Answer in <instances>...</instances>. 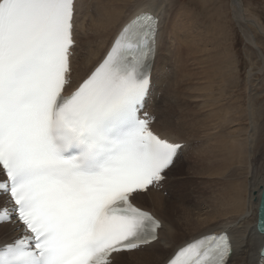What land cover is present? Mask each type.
<instances>
[{"label":"snow or ice","instance_id":"obj_1","mask_svg":"<svg viewBox=\"0 0 264 264\" xmlns=\"http://www.w3.org/2000/svg\"><path fill=\"white\" fill-rule=\"evenodd\" d=\"M154 7L77 79L76 0H0V264H126L166 242L161 220L134 203L186 147L146 110L167 0ZM229 11L239 35L243 5ZM249 205L257 236L206 232L163 264H264V182Z\"/></svg>","mask_w":264,"mask_h":264},{"label":"bare ground","instance_id":"obj_2","mask_svg":"<svg viewBox=\"0 0 264 264\" xmlns=\"http://www.w3.org/2000/svg\"><path fill=\"white\" fill-rule=\"evenodd\" d=\"M237 2L241 3L240 0ZM155 3L156 0H76L75 21L77 36L81 45L78 51L81 55L79 60L74 61V77L78 79L87 68L102 59L121 28L136 14L140 12L155 13L157 11L154 7ZM167 4V14L161 21V37L165 31L169 41L166 44L163 42L165 36L162 37L163 51L155 63L153 70L154 86L146 110L151 112V108L156 107L157 112H160L158 115L151 112L156 117L154 124L159 121L157 127L154 128L153 124L154 131L162 136L178 140L186 146L182 154L185 153V157L188 153L190 154L186 160L184 159L185 161L183 160L184 162L182 161V164H189V161L194 158L198 149V144L194 143H198V140L202 139L203 131L202 137H206L207 140L209 138L210 141L211 137L220 140L218 143L213 142L210 149L206 151H210L209 154L213 151L215 153L213 157L209 156L208 153L203 157L198 155L191 162L192 165H189L193 167L198 163L196 168H201L210 178L207 189L213 187L215 194L212 196V201H209L211 203L210 210L207 213L204 212V215L198 214L197 218H193L190 212L182 210L183 206L177 204L180 203L185 206V204L192 202V200L187 199L189 194H183L178 189L179 186L183 185L180 181L181 176L170 180L171 183L168 185L166 179L160 189H150L148 192L138 195L134 203L150 211L161 220L164 225L161 237L162 239L166 238V242L152 249L127 254L126 256H129L130 259L122 258L126 264H163L165 256L173 247L183 245L206 232H220L224 229L239 231L243 228H249L251 236L258 235L251 228L255 217L246 218V213L250 207V188L254 194H258L259 185L264 182V161L259 162L261 155L258 157L254 150L257 143L253 138L256 125L252 126L251 135L246 138H239L241 136L239 133L237 138L232 139V145L228 146L229 140H225V124L219 120V114H225L222 110L224 106H215L207 97L202 99L203 106L210 103L209 106L205 107L207 114L210 115L206 121H201L196 112L189 110L193 102L197 101L196 98H199L196 91L205 90L209 87L205 83L206 86L202 85L203 88H201L200 83L197 84L196 81H201L205 76L208 79L207 82L211 84L212 80H209L214 76H211L210 71L212 70V73L217 72V68L211 65L210 59L213 58L210 53L215 48H213L212 43L214 39L209 27L205 25L204 21L203 26L199 24L196 20L198 18L192 11L179 5L176 0H167ZM245 14L247 13L244 11L243 16L240 17L241 21L246 22L245 26L248 28L251 25L263 33L264 31L256 18L252 21V18L247 19ZM240 24L242 26V23ZM180 42L184 51L191 53L189 69L181 58ZM216 55L218 56V53ZM202 61L204 73L201 66ZM168 63L172 66L177 64L179 67L176 80L171 68L166 67ZM159 68L161 73L158 71ZM197 69L202 70L199 72ZM195 70L198 71L199 75L193 73ZM172 85L174 87L173 92L167 97V94H163L164 90L167 87L169 90ZM156 91H161L159 99L155 97ZM163 100H166V105L169 104L168 107L162 106ZM175 105H177V109L186 113L182 114L180 110L174 112L172 106ZM181 105H184L183 109L180 107ZM170 114H173V118L170 117ZM216 118L215 127H213L214 123L212 126L208 125L211 120L216 121ZM164 124L168 125L170 130L159 128V125ZM192 150L194 154L191 153ZM178 162L179 159L176 163ZM227 170L228 173H226ZM164 192L168 193L167 198L163 197ZM3 238H5L3 231L0 230V240Z\"/></svg>","mask_w":264,"mask_h":264},{"label":"rangeland","instance_id":"obj_3","mask_svg":"<svg viewBox=\"0 0 264 264\" xmlns=\"http://www.w3.org/2000/svg\"><path fill=\"white\" fill-rule=\"evenodd\" d=\"M176 2L184 8H187V10L192 11L195 17L198 18L196 19L198 20L197 22L202 26L204 21L205 25L209 27V31L214 39V41H212L213 48L215 47L210 53L213 58L210 59L211 65H214V67L217 68V72L214 71V73H212V70L210 71L211 76H214L209 80H212L211 84L207 82L208 79H206L205 76H203L201 81H196L197 84L200 83L201 88L206 85L209 87L205 90L199 89L196 91L197 96H199V98L201 97V99L197 97V101H195L197 104L193 102L189 110L196 112V115L198 114L197 116H199L198 119L201 118V121H206L210 118V115L207 114L205 107L209 106L210 103L203 106L202 99L207 97L211 100V103H214L215 106H224L222 110L225 114L220 113L219 120L222 124H225V140H229L228 146L232 145V139L234 137L237 138L240 134L241 136H239V138H246L248 135H251L253 130L252 126L256 125V131L253 134V138L255 139V143H257L256 146H254V150L258 154V157L261 155L259 162L264 161V0H240L244 11L247 13L245 14V17L247 19H250L251 17L252 21L256 18V21L263 29V33H260L259 30L251 25L247 28L245 26L246 22L241 21L242 26L239 27V35L237 33V26L234 23L233 17L229 11V4L231 3V0H176ZM163 33V36H165H162L163 42L168 44L169 40L168 37H166L167 32L164 31ZM180 51L181 58L185 61L188 68L191 62V53L190 51H184L181 42ZM217 53L218 56L216 55ZM201 66L204 73L203 61ZM166 67L171 68L174 72L176 80L179 72L178 65L175 64V66H172L168 63ZM197 70L193 71V73L199 75V70ZM201 70L202 69H200L199 72H201ZM158 71L161 73L160 68ZM157 74L158 72L156 75ZM200 85H198L199 88ZM156 89L157 87L155 90ZM173 89V85L169 88V90L167 87L163 94H167L168 97L172 94ZM177 89L179 90V87H177ZM155 97L159 99L161 97V91H156ZM162 103V106L165 107L167 102L166 100H163ZM166 106L168 107L169 104ZM176 107L177 105L172 106V110L174 112L180 110ZM180 107L183 109L184 105H181ZM157 110L158 109L156 107L151 108V112L156 115H158V113L160 114ZM181 113L185 114L186 112L181 111ZM170 115V117L173 118V114ZM212 123H214V125ZM158 124L159 121L154 124V128L157 127ZM216 124L217 118L216 121L211 120L208 123V125H213V127H215ZM159 128L163 130H170L169 126L166 124L159 125ZM203 134L204 131L201 135L202 139L198 140V143H194L198 144V149L195 154L193 150L191 151V153L194 154V158L198 157V155L202 157L204 155L206 156V153L213 157V154H215L213 151L211 154H209L210 151H206L210 149L213 142L216 141L218 143L220 141L215 137H211L209 141V138L207 140L206 137H202ZM225 153L227 154L226 151ZM184 154H181L179 162L176 163L175 168L168 174L166 182L168 185L171 183L170 180L174 178L176 179L180 176L182 177L180 181L183 185L179 186L178 189L181 190L183 194H189L187 195V199L192 200V202H189L190 204H185V206L180 203L177 204L183 206L182 210L190 212L193 218H197L198 214L204 215V212L207 213L210 210L211 203H209V201H212L215 189L213 187H209L207 189V183L210 178L201 168H196L198 163L195 166L190 167L194 158L189 161V164H182L190 153H188L186 157ZM226 173H228V170ZM167 196L168 193L164 192L163 197L167 198ZM125 257L130 259L129 256Z\"/></svg>","mask_w":264,"mask_h":264}]
</instances>
